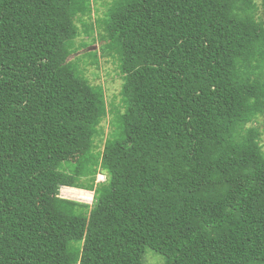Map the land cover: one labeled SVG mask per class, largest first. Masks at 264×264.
Listing matches in <instances>:
<instances>
[{
	"label": "trees",
	"instance_id": "obj_1",
	"mask_svg": "<svg viewBox=\"0 0 264 264\" xmlns=\"http://www.w3.org/2000/svg\"><path fill=\"white\" fill-rule=\"evenodd\" d=\"M91 13L0 0V264H264V0H112L124 111L71 59Z\"/></svg>",
	"mask_w": 264,
	"mask_h": 264
},
{
	"label": "rangeland",
	"instance_id": "obj_2",
	"mask_svg": "<svg viewBox=\"0 0 264 264\" xmlns=\"http://www.w3.org/2000/svg\"><path fill=\"white\" fill-rule=\"evenodd\" d=\"M260 1V0H257ZM112 0H91L92 3V13L91 17L86 18L84 21L86 23H91L94 25V31L92 34H88L84 32V25L81 22H77L80 27V34L76 39L77 44L85 43L86 47L80 49L77 53L71 56V59H74L80 56V67L82 68L85 75L91 81V83L96 85H101L104 88L106 100L108 103V108L120 109V111H124L121 89H122V76L120 74L118 68V60L112 55H101L100 45L101 42L99 40L101 28L99 26V21L104 17L105 11L107 9L108 4H110ZM98 51L97 61L92 57H88V52ZM87 52V53H85ZM78 65V64H77ZM79 66V65H78ZM115 111L113 113H108L106 118L102 121L101 124V132L102 134L97 136L95 139L96 144L98 145L97 151H102L104 141L108 137L111 131H113V120L116 117ZM248 126H256L261 131V143L264 149V114L258 116L253 122L249 123ZM74 165V164H73ZM68 164H65L66 170H71L73 168ZM102 172V171H101ZM101 177H96V183L103 182L106 179V174L102 172ZM84 181H88V178H84ZM90 191V190H89ZM92 192L94 190H91ZM85 192V190H83ZM77 197H80V202L90 203V192H85L84 194L75 192ZM87 197V198H86ZM163 259L160 255L156 254L152 250H148L144 256V264H162Z\"/></svg>",
	"mask_w": 264,
	"mask_h": 264
},
{
	"label": "built area",
	"instance_id": "obj_3",
	"mask_svg": "<svg viewBox=\"0 0 264 264\" xmlns=\"http://www.w3.org/2000/svg\"><path fill=\"white\" fill-rule=\"evenodd\" d=\"M72 188H68V187H61L60 189V196L61 197H66V198H72V199H80V197H82L81 195H79L80 197H77L76 193L71 190ZM79 194V193H78ZM93 195H90V199L92 201Z\"/></svg>",
	"mask_w": 264,
	"mask_h": 264
},
{
	"label": "clouds",
	"instance_id": "obj_4",
	"mask_svg": "<svg viewBox=\"0 0 264 264\" xmlns=\"http://www.w3.org/2000/svg\"><path fill=\"white\" fill-rule=\"evenodd\" d=\"M98 175H99L98 177H101V175H103V174H102V172H99ZM103 176H104V175H103ZM105 180H106V179H105ZM98 182H99V181H98ZM62 186H63V187H68V188H72L71 190H73L74 192H75V191H82V190H85V191H87V192L92 193V194H90V195H93V198H92L91 204L93 203V201H94V195H95V192H94V191L92 192L91 190L89 191V189H83V188L74 187V186L61 185L60 188H59V193H58V196H59V197H61V196H60V189H61ZM62 198H66V197H62ZM66 199L75 200V199H72V198H66ZM75 201L80 202L79 200H75ZM87 204H90V203H87Z\"/></svg>",
	"mask_w": 264,
	"mask_h": 264
},
{
	"label": "bare ground",
	"instance_id": "obj_5",
	"mask_svg": "<svg viewBox=\"0 0 264 264\" xmlns=\"http://www.w3.org/2000/svg\"><path fill=\"white\" fill-rule=\"evenodd\" d=\"M75 192H76V191H75ZM77 192H78V193H82V194H84L86 191L83 192V190H82V191H77ZM78 193H77V194H78ZM86 198H87V197H86Z\"/></svg>",
	"mask_w": 264,
	"mask_h": 264
}]
</instances>
